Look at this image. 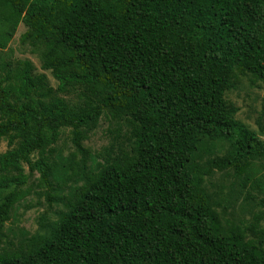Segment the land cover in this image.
Instances as JSON below:
<instances>
[{
    "label": "trees",
    "instance_id": "1",
    "mask_svg": "<svg viewBox=\"0 0 264 264\" xmlns=\"http://www.w3.org/2000/svg\"><path fill=\"white\" fill-rule=\"evenodd\" d=\"M20 42L58 81L11 60L0 14V228L26 197L23 163L47 180L65 127L78 147L105 110L130 117L133 154L82 186L50 236L0 264H264V228L224 227L192 167L202 139L231 150L212 164L245 172L264 194V141L235 119L238 75L264 87V0H11ZM83 90L71 106L55 92ZM38 158L32 162V155ZM264 204V198L261 201Z\"/></svg>",
    "mask_w": 264,
    "mask_h": 264
},
{
    "label": "rangeland",
    "instance_id": "2",
    "mask_svg": "<svg viewBox=\"0 0 264 264\" xmlns=\"http://www.w3.org/2000/svg\"><path fill=\"white\" fill-rule=\"evenodd\" d=\"M0 14L14 26V36L9 47L14 49L11 60L29 59L33 62L34 73H45L48 85L54 89L58 81L50 70L42 67V61L28 45L20 42L26 27L22 15L15 12L11 0H0ZM251 75H238L233 88L227 92L228 103L237 108L235 119L255 132L264 141V87L261 82H253ZM71 106L77 107L84 99L80 87H71L66 92H55ZM1 120V116H0ZM130 117L105 110L96 125L83 128L81 146L72 140V128L65 127L49 154V162L54 165L47 180L23 163V171L28 180L23 189L28 193L10 211L9 218L0 228V254L27 251L37 247L50 236L55 223L67 213L79 197L83 185L90 176L96 174L110 159L124 153H135V137ZM8 136L0 142V153L15 145H9ZM231 147L225 141L201 140L193 160L196 176L201 189L210 197L217 220L224 227L230 225L247 226L259 231L264 228V194L253 189L252 181L246 180V173H238L234 166L212 164L218 157L226 156ZM38 155H32V162ZM264 170V158L258 160Z\"/></svg>",
    "mask_w": 264,
    "mask_h": 264
}]
</instances>
